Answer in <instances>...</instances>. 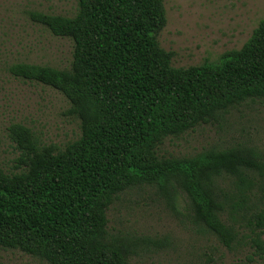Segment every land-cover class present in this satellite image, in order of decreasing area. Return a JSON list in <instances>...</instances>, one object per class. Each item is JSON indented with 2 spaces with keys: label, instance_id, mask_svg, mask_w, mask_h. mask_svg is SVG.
Here are the masks:
<instances>
[{
  "label": "trees",
  "instance_id": "1",
  "mask_svg": "<svg viewBox=\"0 0 264 264\" xmlns=\"http://www.w3.org/2000/svg\"><path fill=\"white\" fill-rule=\"evenodd\" d=\"M71 18L31 12L30 21L73 43L69 69L17 63L10 74L49 87L69 103L80 137L60 150L21 125L15 172L0 165V248L47 264H129L157 244L108 231L107 211L126 191L147 186L228 249L244 226L260 258L264 243V157L253 147L204 149L160 158L158 146L264 100V19L243 46L215 63L171 66L160 48L164 0H76ZM228 186V188H227Z\"/></svg>",
  "mask_w": 264,
  "mask_h": 264
},
{
  "label": "rangeland",
  "instance_id": "2",
  "mask_svg": "<svg viewBox=\"0 0 264 264\" xmlns=\"http://www.w3.org/2000/svg\"><path fill=\"white\" fill-rule=\"evenodd\" d=\"M163 6L166 24L156 38L161 49L173 54L174 68L217 62L225 52L240 49L264 19V0H164ZM76 11V0H0V165L7 173L15 172L20 155L8 136L12 124L29 128L42 145L60 150L80 137L79 121L69 114L70 105L60 93L9 72L17 63L69 69L73 43L34 24L29 14L71 18ZM238 144L256 148L264 157V100L243 103L217 122L166 138L157 154L181 158ZM256 188L261 198L264 184ZM183 205L180 201L175 211L155 187L119 195L106 214L110 234L157 242L142 245L129 264H264L245 226L239 243L228 249L193 227ZM259 239L264 243V233ZM0 264L47 263L0 248Z\"/></svg>",
  "mask_w": 264,
  "mask_h": 264
}]
</instances>
